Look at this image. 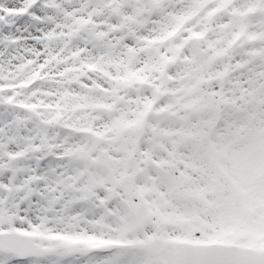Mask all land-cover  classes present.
I'll list each match as a JSON object with an SVG mask.
<instances>
[{
    "label": "snow or ice",
    "instance_id": "1",
    "mask_svg": "<svg viewBox=\"0 0 264 264\" xmlns=\"http://www.w3.org/2000/svg\"><path fill=\"white\" fill-rule=\"evenodd\" d=\"M0 264H264V0H0Z\"/></svg>",
    "mask_w": 264,
    "mask_h": 264
}]
</instances>
